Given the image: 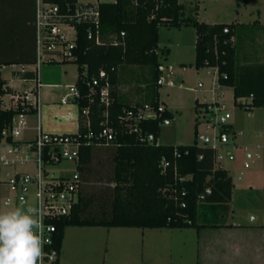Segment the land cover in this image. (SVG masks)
Masks as SVG:
<instances>
[{
    "label": "trees",
    "instance_id": "obj_1",
    "mask_svg": "<svg viewBox=\"0 0 264 264\" xmlns=\"http://www.w3.org/2000/svg\"><path fill=\"white\" fill-rule=\"evenodd\" d=\"M193 1V13L190 14H187L186 5L180 0L101 2L99 43L88 37V25H78L77 58L72 62L78 64L79 71L76 86L80 97L75 100L79 110V130L83 135L89 131L87 117L82 112L86 107L89 109L91 130L97 134L103 127L106 106L97 95L90 94L88 81L104 69L111 84L112 102L108 107V118L115 136L110 141L92 138L91 143L83 144L80 148L78 169L82 182L79 200L69 215L56 221V244L60 249L65 228L71 225L197 229L215 226L211 224V219L201 218L208 210L212 211V207L231 200L234 188L231 174L226 168L216 166L215 151L212 148L197 144L198 116L193 143L174 145L150 142L144 138L145 135L153 133L158 138L160 122L170 118L171 112L166 110L160 117L140 121L139 132L130 130L132 120L126 119L128 112L136 111L148 103L131 104L122 101L117 93L120 67L150 65L154 70L156 98L149 104L158 107V79L161 74L159 52H168V49L159 46V27L191 25L197 31L195 67L216 68L218 82L233 88L237 105L247 110L264 107V62L239 60L236 32L237 26L242 27L244 24L200 21L197 17L198 1ZM227 27L229 31L225 32ZM36 59L37 54L34 64ZM4 84L0 73V142L3 129L11 124L16 114L23 111L21 106L2 107L1 98L9 92ZM243 98L249 99L243 101ZM206 105L207 102L197 101L196 112ZM34 111L37 110L31 109L28 113ZM100 146L113 148L114 165L110 178L113 186L105 188L108 189V195L104 196L100 207H92L90 201L94 196L86 194L82 185L91 168L94 147L98 149ZM164 158L170 162L167 167L163 166ZM207 188H211L212 192L202 202L199 196ZM96 195L95 199H98L99 195Z\"/></svg>",
    "mask_w": 264,
    "mask_h": 264
},
{
    "label": "rangeland",
    "instance_id": "obj_2",
    "mask_svg": "<svg viewBox=\"0 0 264 264\" xmlns=\"http://www.w3.org/2000/svg\"><path fill=\"white\" fill-rule=\"evenodd\" d=\"M80 1H97V0H80ZM114 1V0H101ZM186 5L187 14L193 13L195 1L180 0ZM199 10L197 17L201 21L206 22H223V23H241L242 27L237 26L236 45L239 50V60L243 62V53L248 47L249 42H253L252 47L261 56V61H264V0H197ZM258 20L263 26L258 24ZM258 21V22H257ZM257 22V23H256ZM167 26H161V34L168 32ZM177 30V29H174ZM177 32V31H175ZM179 36V35H178ZM247 43V44H246ZM184 51L175 54L179 59H183L185 66L175 65L174 87L163 85L160 87V101L165 103L174 113V118H170L171 124H160V133L158 143L161 144H188L195 140L196 117L198 116L194 108V98H198L200 102H211L216 95L219 100L224 102L231 117L228 124H235L236 131L243 132V135L237 137V141L249 148L250 151L257 154H262L264 149V107L255 108V110H246L245 107L235 103L233 89L226 86L223 89L216 90L213 87L215 79L214 68L195 67V51L191 48L180 49ZM164 60L162 56L160 58ZM33 70V68H30ZM11 69L8 70L10 72ZM78 64L72 61L65 62H44L40 68V77L43 83H60L58 87L46 88L52 94L54 102L47 103L42 111L44 129L46 125L72 127L73 118L67 117L66 114L74 112L76 104L73 97L68 105L59 102L60 94L67 95L71 91L69 86L74 85L78 76ZM122 75L129 73V79H135L142 90V84L148 83L145 92L146 99L142 102L151 103L156 98V91L153 86L154 70L150 65H123L120 67ZM202 83L204 87H199ZM182 84V86H179ZM66 85V86H65ZM145 85V84H144ZM137 86V87H139ZM67 87V88H66ZM214 88V92L212 90ZM72 115V114H71ZM206 117H210L207 114ZM206 117L201 114L198 131L200 133H208L206 129ZM33 118V117H31ZM229 134L233 133V126H229ZM245 154V151H244ZM258 155H255V158ZM253 160V159H252ZM249 161L248 165H243L232 171L236 176L243 172V178L253 170V163ZM221 166L229 167L231 160L223 158L220 162ZM113 148L110 146H100L95 151V155L91 164L90 170L86 176L87 180L82 177L84 191L86 194H92L93 199L90 201L92 207H100L104 196L108 195L106 187H112L113 183L110 178L113 173ZM22 169L34 170V163H27L25 166H19ZM77 163L71 160H62L58 164L47 165V168L55 171L56 174L69 175L76 169ZM14 167L11 165H3L0 163V180L4 185V190L1 195L0 211H7L12 205H6L5 199L12 195L11 188L7 183L10 175L13 173ZM80 171V170H79ZM85 180V181H84ZM262 190V189H261ZM110 192V191H109ZM255 192V191H254ZM96 194L99 195L98 199ZM257 204L243 205V199H236V206L241 207L238 210V218L249 219L251 215L257 217L259 221L263 211L261 210L264 204V191L255 192ZM206 204V203H205ZM208 215L209 217L207 218ZM214 219L212 211H209L201 218ZM200 219V220H201ZM66 228V232H68ZM78 230V229H76ZM144 229L139 228H106L101 229H79L77 232L67 234L64 239L62 248L63 256L68 264H154L153 258L158 250L152 251L148 246V242L142 236ZM184 241L186 246L181 248L174 247L172 251L174 261L178 264H187L189 256L193 257L196 250L191 239L195 236L194 229L184 230ZM190 232V233H189ZM223 233H215L214 236L222 237ZM69 236V237H68ZM169 252V257H170ZM63 257V258H64ZM167 259V258H165ZM166 261V260H164ZM169 261V260H168ZM195 261V260H194ZM165 264V262H161ZM195 263V262H194Z\"/></svg>",
    "mask_w": 264,
    "mask_h": 264
},
{
    "label": "built area",
    "instance_id": "obj_3",
    "mask_svg": "<svg viewBox=\"0 0 264 264\" xmlns=\"http://www.w3.org/2000/svg\"><path fill=\"white\" fill-rule=\"evenodd\" d=\"M101 0L80 1V0H36L35 11V30H36V54L34 85L31 89L14 94L11 101L2 99V107L17 108L21 106L23 111L16 114L11 124L2 131L0 142V163L11 165L15 171L10 175L7 183L9 184L12 195L5 200L6 205L12 206H33L38 207L42 216L44 245V264H58L61 249L56 244L58 226L56 221L69 215L74 205L79 200V190L81 187V175L79 170L74 169L72 174L60 175L47 168V165L58 164L62 160L78 162L80 158V148L83 144L91 143L92 138H105L110 141L114 138L113 128L109 125L108 107L112 102L111 84L107 72L102 69L98 75L93 76L89 81L90 94L97 95L101 103L105 104V119L102 129L96 134L91 130L89 121L88 107L82 110L87 117L88 134H82L78 129L75 132H52L45 130L41 122L37 125V133L34 138L23 141L18 139L27 127L26 116L31 109L39 111L40 107V87L42 80L40 68L44 62L72 61L77 58L75 52L78 46V25L86 24L88 37L101 42L100 22ZM225 32L229 28L224 29ZM124 35V33H122ZM159 84H170L172 70L165 65H160ZM86 75V71L84 72ZM72 92L62 97L61 102L68 104L73 97L75 102L80 97V91L76 84L69 86ZM167 110V107L160 103L158 107L145 105L136 111L130 110L126 119L132 120L130 130L140 131L138 123L140 121L157 118ZM198 114V126L201 114L206 117V129L208 133L198 131L196 141L199 146L209 147L215 151L216 161L223 158L234 161L237 158V151H245L244 165L258 154L253 153L248 147L242 146L237 137L243 132L229 134L231 117L227 106L220 100L207 102ZM170 118H164L160 124H170ZM11 137L12 140H8ZM86 138L87 140H83ZM150 142L158 141L153 133L146 134L144 137ZM202 157V156H201ZM34 163V170H17L19 166L27 163ZM163 166L167 167L170 162L165 158ZM243 174V172H241ZM241 177V176H240ZM212 192L207 188L199 196L200 201H205L207 195ZM185 205V204H183ZM253 218V216H252Z\"/></svg>",
    "mask_w": 264,
    "mask_h": 264
},
{
    "label": "crops",
    "instance_id": "obj_4",
    "mask_svg": "<svg viewBox=\"0 0 264 264\" xmlns=\"http://www.w3.org/2000/svg\"><path fill=\"white\" fill-rule=\"evenodd\" d=\"M35 11L36 0H0V64L3 61L11 62L10 64L0 65L1 78L5 81L4 88L9 91L5 93L1 99L4 98L7 101H11V98L14 94L27 91L31 89L34 85L35 64L33 63V61L36 57ZM258 21L259 25L263 26L262 22H260V20ZM167 28H169L168 32H164L162 36L161 26L159 27V46L160 48L168 49L167 53L159 52V61L162 65H165L167 69L172 70V74L169 79L172 80L173 84H160V87L163 85H167L168 87L175 86V65H186L183 59H179L175 56V54H182V52L184 54V51L182 50L181 52L180 49H185L187 47L191 48L192 45V49L195 51L196 60V28L191 25H182L179 27ZM249 46L252 47L253 42H249L248 47ZM248 47L243 53V60L248 62H257L258 59H260L261 55L255 49H248ZM162 56L164 57V60L160 59ZM258 62L264 61L259 60ZM30 68H33V70H31ZM9 69H11L10 72H8ZM214 72L215 79L213 80V87H215L216 90L219 91V89L221 90L226 86L221 85L218 82L216 68H214ZM128 76L129 73L127 75H122L119 71V81L117 86V93L119 98L122 101L131 104L146 103V101H142L146 99L145 95H148V93H146L147 91L145 92L146 88L148 87V83H144L145 85L142 84V90H140L141 85H138L140 83H138V81L135 79H129ZM77 79L75 81V84L77 82ZM59 84L60 83L42 82L39 92V111H34L26 116L28 122L27 127L24 129L22 135L18 137V139L26 141L34 138L37 133V125L39 122H41L44 128L42 111L47 105V103L50 104L54 102V100H56L53 97L55 94H52L46 88L58 87ZM179 86H182V84H179ZM160 87L158 89L159 96ZM199 87H204V85H202V83H199ZM212 90L214 92V88H212ZM59 96L62 99V97L65 95L60 94ZM61 99L59 100L60 103H62ZM248 99L249 98H243L242 100L246 101ZM213 100H219V96H214L212 98V101ZM193 101L194 108L196 110V102H200V100L198 98H194ZM160 103L164 104L167 107V110L171 112L172 115L170 118H174V113L172 112V110H170V108L165 103L161 101ZM12 104H14V102H12ZM75 104L76 109H74V112L66 114L67 117L73 118L72 127L69 128L66 126H53L48 124L46 125V129L52 132L77 131L80 127L78 118L79 110L76 102ZM252 110H255V108ZM230 125L233 126L235 130L237 129L235 124ZM96 150L97 147H94L93 155H95ZM257 154L258 156L256 158L254 156L252 158L253 160L251 159L252 161H255L253 163V170L244 178V174H241L242 171L239 173L238 176L232 173L233 170L244 165V150L237 151V158L236 160L231 161V165L229 167H223L220 164V162L222 161H216V166H221L229 171L233 178L234 188L232 191L231 200L228 203L218 204L217 207H212V217L214 219H212L211 224H215V226L201 227L199 229L194 227L124 228L144 229V232H142V236L144 237V239L147 240L150 250L159 251L154 255V264H162L161 262H165V264H178V261L176 262L174 261L175 259H173V248H181L182 246L187 245V242L183 239V231L190 229H194L196 231L194 232L195 236L193 237V239L190 240L191 243H193V245L195 246L196 250L193 254V257L189 256V262L187 264H264V204L261 209L263 213L259 221H257V217H255L254 215H251L249 219L238 218V210H241L242 208L237 207L235 204L237 198L243 199L244 201L241 202L243 205L246 206L253 205V203L257 204L255 192L262 190L264 191V149L262 150V154ZM76 168L78 169V162ZM21 169V167L17 168V170ZM14 171L15 169L13 170V172ZM1 182L2 180H0V200L2 191L4 190V185ZM9 196H7L6 198H8ZM207 212H209V210ZM206 216L209 217L208 215ZM103 227L106 226L71 225L67 226L66 228L69 229L67 230L70 234V232H77L79 231V229H101ZM66 228L63 237L62 248L64 244V239L68 234V232H66ZM217 232L223 233L222 237L214 236V234ZM62 248L58 264H68L65 263L66 252L64 257L62 253ZM169 252L171 254L170 257Z\"/></svg>",
    "mask_w": 264,
    "mask_h": 264
},
{
    "label": "clouds",
    "instance_id": "obj_5",
    "mask_svg": "<svg viewBox=\"0 0 264 264\" xmlns=\"http://www.w3.org/2000/svg\"><path fill=\"white\" fill-rule=\"evenodd\" d=\"M45 243L38 207L0 211V264H44Z\"/></svg>",
    "mask_w": 264,
    "mask_h": 264
}]
</instances>
